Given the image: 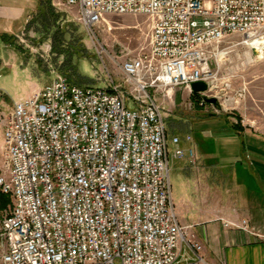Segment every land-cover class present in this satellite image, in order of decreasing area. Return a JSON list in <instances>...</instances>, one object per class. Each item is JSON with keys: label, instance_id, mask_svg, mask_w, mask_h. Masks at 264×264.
Here are the masks:
<instances>
[{"label": "built area", "instance_id": "built-area-1", "mask_svg": "<svg viewBox=\"0 0 264 264\" xmlns=\"http://www.w3.org/2000/svg\"><path fill=\"white\" fill-rule=\"evenodd\" d=\"M61 3L91 37L108 13L146 14L149 46L117 63L129 91L58 75L14 101L4 120L0 192L13 205L0 221V264H207L174 208L158 95L181 88L215 111L240 104L247 87L232 89V79L259 51L250 42L264 39V0ZM200 80L208 88L194 92ZM170 141L173 158L196 163L193 147ZM230 224L264 238L246 219Z\"/></svg>", "mask_w": 264, "mask_h": 264}, {"label": "crops", "instance_id": "crops-1", "mask_svg": "<svg viewBox=\"0 0 264 264\" xmlns=\"http://www.w3.org/2000/svg\"><path fill=\"white\" fill-rule=\"evenodd\" d=\"M60 11L77 17V10L61 0H0V34L12 37L26 29L35 15ZM0 44L1 63H25L19 62L10 44L2 40ZM255 63L259 64L246 74L249 88L242 112H229L212 121L199 118L192 134L178 136L183 148L195 149L197 161L192 164L187 157L178 159L184 185L180 208L176 209L172 193L173 204L179 221L192 225L204 243L202 254L207 264H264V238L230 224L246 219L264 234V60ZM195 131L203 137L196 138ZM167 135L169 138L168 130ZM188 136L192 139L187 140ZM206 168L210 173L199 174ZM191 197L200 214L190 221L185 207ZM215 211L222 216L210 218Z\"/></svg>", "mask_w": 264, "mask_h": 264}, {"label": "rangeland", "instance_id": "rangeland-1", "mask_svg": "<svg viewBox=\"0 0 264 264\" xmlns=\"http://www.w3.org/2000/svg\"><path fill=\"white\" fill-rule=\"evenodd\" d=\"M46 10L48 11V8L44 11ZM67 13L69 12L60 11L51 12L46 16L35 15L27 22L26 29L17 32V35H12L7 41L17 53L16 58L19 62L25 63H0V169L3 162L4 120L12 110L15 100L43 88L58 75H64L82 86L112 88L113 85H117L122 90L129 91V85L117 63L149 46L151 19L146 14L108 13L98 24L96 35L91 37L84 26L72 16L68 17ZM240 37L235 35L232 40L238 41ZM11 53L15 55L13 51ZM248 59L249 57H245L243 68L232 79V89L236 90L245 85L248 91L249 84H245L248 80L246 74L259 64L255 63L256 61L264 60V57L260 51H257L253 62L247 61ZM233 91L229 90L231 94H234ZM195 99L187 90L181 88L176 89L172 96H163L161 93L158 95V101L164 109L169 134L171 155L169 168L172 195L177 210L180 208L179 197L183 192L184 184L177 165L178 158L172 157L175 145L170 140L175 136L174 134L180 138L185 137L188 132L192 134L194 131L192 127L195 122L200 121L199 118L212 121L219 119L216 116L229 112H242L243 101L238 105L233 104L234 108L231 110L215 111L211 106L203 108L194 104ZM129 104H134L132 99H128ZM195 132L196 138L203 137L200 131ZM200 173L208 174L210 170L202 169ZM191 198V203L185 207V217L190 221L200 214L196 200ZM9 200L8 205L0 210V221L13 205L10 195ZM210 214H212L210 218L222 216L219 211Z\"/></svg>", "mask_w": 264, "mask_h": 264}, {"label": "water", "instance_id": "water-1", "mask_svg": "<svg viewBox=\"0 0 264 264\" xmlns=\"http://www.w3.org/2000/svg\"><path fill=\"white\" fill-rule=\"evenodd\" d=\"M190 86L192 87V90L194 92L205 91L208 88L207 83L205 81L202 82V80L192 82V84ZM203 99H205L209 103H214V104H217L218 103L216 97H209L207 95H204V98Z\"/></svg>", "mask_w": 264, "mask_h": 264}, {"label": "trees", "instance_id": "trees-1", "mask_svg": "<svg viewBox=\"0 0 264 264\" xmlns=\"http://www.w3.org/2000/svg\"><path fill=\"white\" fill-rule=\"evenodd\" d=\"M10 37H11L10 35L0 34V38H1L0 40L4 42H7ZM0 63H1V60H0ZM194 98H196V96H194ZM8 201H10L9 195L0 192V210L5 208L8 205L9 203Z\"/></svg>", "mask_w": 264, "mask_h": 264}, {"label": "bare ground", "instance_id": "bare-ground-1", "mask_svg": "<svg viewBox=\"0 0 264 264\" xmlns=\"http://www.w3.org/2000/svg\"><path fill=\"white\" fill-rule=\"evenodd\" d=\"M249 46H256L264 57V39H254Z\"/></svg>", "mask_w": 264, "mask_h": 264}]
</instances>
